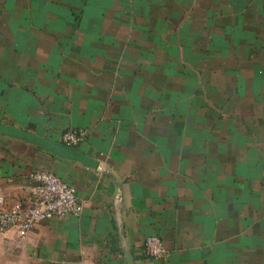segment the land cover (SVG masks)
<instances>
[{
    "label": "crops",
    "instance_id": "0c3cea01",
    "mask_svg": "<svg viewBox=\"0 0 264 264\" xmlns=\"http://www.w3.org/2000/svg\"><path fill=\"white\" fill-rule=\"evenodd\" d=\"M0 0V210L32 173L80 214L0 227V264H264V0ZM240 5V6H238ZM222 6V7H221ZM158 234L167 259L146 256Z\"/></svg>",
    "mask_w": 264,
    "mask_h": 264
},
{
    "label": "built area",
    "instance_id": "2783aa9c",
    "mask_svg": "<svg viewBox=\"0 0 264 264\" xmlns=\"http://www.w3.org/2000/svg\"><path fill=\"white\" fill-rule=\"evenodd\" d=\"M87 136L84 128L69 129L63 132L61 141L76 146ZM33 190L29 202L18 200L13 205L0 210V227H18L30 230L37 222L55 216L80 214L83 204L79 201L77 188L61 179L51 170H36L32 173ZM0 202L3 197L0 195ZM144 253L159 260L170 256L163 239L158 234H150L144 243Z\"/></svg>",
    "mask_w": 264,
    "mask_h": 264
},
{
    "label": "water",
    "instance_id": "95a60500",
    "mask_svg": "<svg viewBox=\"0 0 264 264\" xmlns=\"http://www.w3.org/2000/svg\"><path fill=\"white\" fill-rule=\"evenodd\" d=\"M0 133L10 135L12 137L24 139L35 145H38L48 152H51L61 158L77 160L91 167L98 168L99 161L89 155L83 153L75 146H70L60 140L48 137L39 133L27 131L22 128L13 127L0 123Z\"/></svg>",
    "mask_w": 264,
    "mask_h": 264
},
{
    "label": "rangeland",
    "instance_id": "374dc122",
    "mask_svg": "<svg viewBox=\"0 0 264 264\" xmlns=\"http://www.w3.org/2000/svg\"><path fill=\"white\" fill-rule=\"evenodd\" d=\"M261 2L263 1V0H260ZM256 3H258V1L256 2L255 0H252V3H251V5H252V7H255L256 5ZM238 6H240V5H238ZM222 7V6H221ZM263 7H264V5H263Z\"/></svg>",
    "mask_w": 264,
    "mask_h": 264
}]
</instances>
